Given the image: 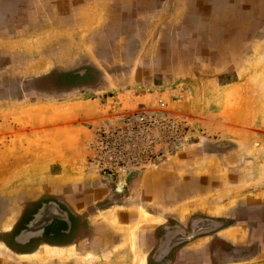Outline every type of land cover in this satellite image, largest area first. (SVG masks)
<instances>
[{
	"label": "rangeland",
	"instance_id": "374dc122",
	"mask_svg": "<svg viewBox=\"0 0 264 264\" xmlns=\"http://www.w3.org/2000/svg\"><path fill=\"white\" fill-rule=\"evenodd\" d=\"M120 2L73 8L60 0L27 11V0H0V192L16 191L31 174L48 177L56 192L64 177L98 185L129 171L161 175L173 182L171 201L187 206L182 224L172 225L189 229L194 217L238 225L227 234L248 250L237 261L213 259L207 238L198 258L181 245L167 264H264V50L245 56L228 41L213 49L215 34L246 10L196 0L145 31L160 0H140L123 16ZM249 12L246 30L259 37L264 8ZM86 63L105 65L94 69L110 86L54 87L89 70ZM56 69L45 75L54 82H28Z\"/></svg>",
	"mask_w": 264,
	"mask_h": 264
},
{
	"label": "crops",
	"instance_id": "0c3cea01",
	"mask_svg": "<svg viewBox=\"0 0 264 264\" xmlns=\"http://www.w3.org/2000/svg\"><path fill=\"white\" fill-rule=\"evenodd\" d=\"M58 1L60 0H27V11L30 8H53L58 6ZM66 1L68 7L73 8L91 6L106 8L111 2V0ZM149 1L146 0V4L150 5ZM195 1L160 0L158 9L144 26L145 31L158 23H168L172 12L187 9ZM9 2L10 0H6V3ZM120 3L122 16L135 12V9L129 10L131 7L140 6V0H121ZM203 4L211 8L215 6L228 8V12L233 8L246 10V13L234 14L235 16L230 18L231 26L227 32L215 34L213 49L222 47L225 41H228L232 43L234 49H241L245 56L252 55L251 51L256 50L258 46L264 50V34L252 37V33L246 30L252 17L249 9L264 8V0H203ZM4 16L5 13L0 12V22L3 25L0 29L6 26L3 24ZM253 18L256 21L254 16ZM239 24H243L242 32L234 31V25ZM9 28L14 31L16 23ZM228 46L230 47V44ZM92 64L94 63H86L90 66ZM92 67L102 72L108 71L103 64H95ZM53 72L59 70L36 73L29 77L28 82L43 87L44 76ZM47 79L49 78L46 77V82L50 81ZM102 84L108 87L111 81L104 77ZM56 165L51 163L49 168L57 167ZM31 168H34L32 171L37 170L38 165L34 164ZM231 168V172H235L234 165ZM27 178L29 180L26 185L16 191L8 189L0 192V264H153L154 252L161 235L172 222L182 224L183 214L187 209L186 203L176 204L166 194L170 190L172 180L167 182L165 177L156 174L151 176L142 173V176H138L124 192H113L110 182L102 181L97 185L94 181L86 180L81 183L74 181L72 177L67 179L64 177L61 186L66 188L56 192L49 189L48 177L41 178L31 174ZM78 183L82 186H78ZM175 185L177 196L180 197L184 193L180 178L174 182ZM156 187L160 188L159 191L155 190ZM52 198L56 199L59 205L66 207L63 215L53 217L50 213L38 214L35 206L43 199ZM230 226H221L209 236H200L182 248L185 251L191 250L189 256L193 257L195 254L192 250L196 248L198 253L195 257L198 258L200 248L205 247L207 238H210L211 242L218 240L233 244L237 237H230L227 232L229 229L238 231L240 227Z\"/></svg>",
	"mask_w": 264,
	"mask_h": 264
},
{
	"label": "flooded vegetation",
	"instance_id": "af4514ba",
	"mask_svg": "<svg viewBox=\"0 0 264 264\" xmlns=\"http://www.w3.org/2000/svg\"><path fill=\"white\" fill-rule=\"evenodd\" d=\"M91 68L94 69L95 67ZM91 68L87 70V68L84 67L82 69H79L78 72L71 73L69 78L70 81L60 83L57 82L54 87H57L59 90L67 89L69 91H73L77 89L80 90L88 88L95 84H97L98 86L99 84L103 85L101 79L103 76H99L101 79L100 80L97 76L98 74L96 75L95 73L97 72L96 69H94L95 71H93ZM100 71L101 70H99V72ZM46 77L47 76H44L43 83H46ZM54 79H56L55 76H51L47 80L54 82ZM139 174V171H129L125 176L116 181H111L110 179H106L105 181L111 183L110 187L113 192H124L128 189L129 186L132 185L133 181L138 176H140ZM35 207H37L38 209V214L41 215V213H50L51 215H53V217L62 216L64 209H66V207L59 205V202L53 198L43 199ZM58 211H60L59 214ZM219 224V220L200 217L192 218L190 227L186 230H184L182 227L179 228V226L170 224V226L166 228L165 232L159 239V243L154 252L153 264L170 263L173 253L177 252L178 250L177 248H180L181 245L184 246L189 241H193L200 236L208 235V232L210 233L211 230L214 231L220 228V226H218ZM194 230H196L197 232L195 233ZM208 250H211L210 254L212 255L213 259H215L216 257H220L222 260L228 261H237L248 251L245 247L233 245L223 241L221 242L218 240L214 241L211 246L209 245Z\"/></svg>",
	"mask_w": 264,
	"mask_h": 264
},
{
	"label": "bare ground",
	"instance_id": "6f19581e",
	"mask_svg": "<svg viewBox=\"0 0 264 264\" xmlns=\"http://www.w3.org/2000/svg\"><path fill=\"white\" fill-rule=\"evenodd\" d=\"M52 210V209H51ZM50 211V210H49ZM59 212L60 211H58V214H59ZM61 214V213H60ZM48 219V218H47ZM46 220V219H45ZM48 220H50V219H48ZM32 223V222H31ZM42 223V222H41ZM42 229V228H41ZM194 232L196 233L197 231L196 230H194ZM194 234V233H193Z\"/></svg>",
	"mask_w": 264,
	"mask_h": 264
},
{
	"label": "water",
	"instance_id": "95a60500",
	"mask_svg": "<svg viewBox=\"0 0 264 264\" xmlns=\"http://www.w3.org/2000/svg\"><path fill=\"white\" fill-rule=\"evenodd\" d=\"M54 94L53 92L50 93V95Z\"/></svg>",
	"mask_w": 264,
	"mask_h": 264
}]
</instances>
